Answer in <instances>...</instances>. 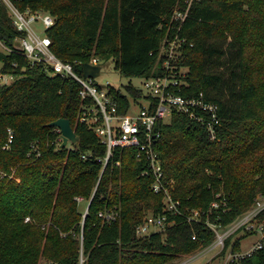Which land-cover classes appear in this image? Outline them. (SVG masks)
Returning <instances> with one entry per match:
<instances>
[{
    "label": "trees",
    "instance_id": "trees-1",
    "mask_svg": "<svg viewBox=\"0 0 264 264\" xmlns=\"http://www.w3.org/2000/svg\"><path fill=\"white\" fill-rule=\"evenodd\" d=\"M14 2L56 17L47 30L52 51L79 73L95 56L114 59L125 77L159 75L163 43L179 34L186 41L177 65L189 68L181 93L203 92L218 105L221 125L215 141L181 112L160 126L156 150L166 178L175 180L174 197L184 210H201L202 221L175 216L165 232L138 238L148 212H163L153 175H142L148 164L135 149H116L103 171L98 159L107 146L78 122L80 84L31 64L18 48L27 34L0 0V42L8 50L0 51L1 74L15 77L0 86V264H79L82 254L85 264H174L215 240L207 221L227 228L256 206L264 196V0H195L180 31L169 24L186 0ZM127 91L140 95L132 85ZM116 94L125 110L127 98ZM61 118L71 121L80 147L61 148V131L49 126ZM84 153L93 156L83 160ZM216 201L228 209L212 208ZM115 208L117 221L99 216ZM231 244L232 236L222 256ZM233 249H241L240 239ZM241 264H264V249Z\"/></svg>",
    "mask_w": 264,
    "mask_h": 264
},
{
    "label": "built area",
    "instance_id": "built-area-1",
    "mask_svg": "<svg viewBox=\"0 0 264 264\" xmlns=\"http://www.w3.org/2000/svg\"><path fill=\"white\" fill-rule=\"evenodd\" d=\"M9 7L11 16L17 28L26 32V36L19 39L18 48L30 60L31 64L43 63L50 76L60 75L72 77L77 81L81 89L79 96L83 100L78 115V122L92 130L102 144L107 146V154L98 160L107 167L116 149L131 148L136 150V157L148 164V169L142 175H153L154 181L151 189L154 193L163 196V212L154 213L149 211L144 220L136 227L138 238H147L155 233H163L176 223L175 216H182L188 222H201L202 212L199 209L184 210L181 200L174 197L175 180L167 179L164 172L162 158L156 150L157 142L161 137L160 126L171 123L174 112L186 114L192 121L204 126L211 140L218 139V128L221 125L219 107L216 103L207 101L204 93L195 97H188L181 92L188 86L186 76L183 73L185 67L177 65L182 52L183 43L186 41L179 34L175 38H167L161 48L162 71L161 74L145 77L143 86L137 89L139 96L133 95L125 89L113 87L109 82H97L102 73L99 57H92L87 63L100 66V75L95 78L79 73L74 63L65 62L52 51V39L47 30L56 24V17L51 13L30 8L21 10L14 0H4ZM195 0H186L187 9L184 11L177 7L170 20L169 31L177 29L180 31L185 22L191 4ZM179 23V25L177 24ZM35 24L42 25L43 29L38 31ZM162 25H160L161 27ZM117 92H122L127 98V106L123 110V104L117 99ZM59 129V128H58ZM60 130V129H59ZM61 131V130H60ZM13 135H10V141ZM60 141L62 137H60ZM91 153L82 154L83 160L92 158ZM117 162L116 165H120ZM212 208L227 210V206H221L214 202ZM264 210V196H259L256 206L242 215L239 221L227 228L221 224L207 221L208 226L215 233V240L209 245H202L195 254L187 257L178 264H194L197 260L209 256L207 263L222 259L224 264H241V262L254 255L255 252L264 249V220L259 219ZM99 216L107 223L117 221L118 209H106ZM29 220V219H28ZM244 231L247 234L256 233L260 236L256 246L250 250L235 251L234 242L229 246L225 255H221L226 248V241L234 233ZM197 240V235L192 237ZM233 241V240H232ZM189 256V255H188ZM82 254L79 264H85ZM191 263V264H192Z\"/></svg>",
    "mask_w": 264,
    "mask_h": 264
},
{
    "label": "rangeland",
    "instance_id": "rangeland-1",
    "mask_svg": "<svg viewBox=\"0 0 264 264\" xmlns=\"http://www.w3.org/2000/svg\"><path fill=\"white\" fill-rule=\"evenodd\" d=\"M35 28L40 31L43 29L42 25H38L35 24ZM0 51L3 53H7L8 50L3 46V44L0 42ZM3 62L0 59V86L4 85V84H10L15 80V77L12 75H5V74H1V71L3 69ZM100 65L102 67V73L101 75L97 78V82H101V83H107L109 82L113 87L115 88H120V89H125L128 85H133L136 86L138 88H141L143 86V82L145 77H125L124 75L121 74V72L116 68L115 65V60L114 59H105V60H101ZM184 71L183 73L188 72L189 68L185 67L183 68ZM70 147H73L72 143H69ZM86 203H82L81 205V210H85L86 209ZM241 218L240 217L237 221H239ZM236 221V222H237ZM260 236L256 233L253 234H247V232L245 233L244 231H240V232H236L232 235V242L237 241L240 239L241 241V248L243 250H250L252 249L254 246L257 245L258 241H259ZM209 254L208 256L201 258L199 260H197L195 263H207L209 261ZM187 257H191V255L189 256H184L181 259H179L178 261H176L174 264H178L183 262L185 259H187ZM192 263V262H191ZM190 263V264H191ZM194 263V264H195ZM225 261L222 259H216L213 260L210 264H224ZM40 264H49L45 259H43L41 261ZM193 264V263H192Z\"/></svg>",
    "mask_w": 264,
    "mask_h": 264
},
{
    "label": "water",
    "instance_id": "water-1",
    "mask_svg": "<svg viewBox=\"0 0 264 264\" xmlns=\"http://www.w3.org/2000/svg\"><path fill=\"white\" fill-rule=\"evenodd\" d=\"M100 66H93L89 63H86L84 65V75L86 77L95 78L100 75ZM49 126L57 127L61 130V137H62V143L61 148H65L69 145V143H72L75 147H80L81 145V138L74 130L71 121L69 119H58L52 123L49 124ZM92 204V200L90 201L87 212L90 209V206Z\"/></svg>",
    "mask_w": 264,
    "mask_h": 264
}]
</instances>
